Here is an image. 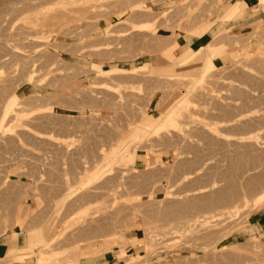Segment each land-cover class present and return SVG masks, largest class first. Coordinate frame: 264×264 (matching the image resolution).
I'll use <instances>...</instances> for the list:
<instances>
[{
    "label": "rangeland",
    "instance_id": "rangeland-1",
    "mask_svg": "<svg viewBox=\"0 0 264 264\" xmlns=\"http://www.w3.org/2000/svg\"><path fill=\"white\" fill-rule=\"evenodd\" d=\"M243 1L0 0V264H264Z\"/></svg>",
    "mask_w": 264,
    "mask_h": 264
},
{
    "label": "crops",
    "instance_id": "crops-1",
    "mask_svg": "<svg viewBox=\"0 0 264 264\" xmlns=\"http://www.w3.org/2000/svg\"><path fill=\"white\" fill-rule=\"evenodd\" d=\"M243 2H245L247 5H248V7L247 8H253V7H255L256 6V2H254V1H249V0H244ZM201 39H203V38H201ZM261 222H259L258 224H257V227H259V228H254V229H256V230H254V231H257V234H259L260 235V237H264V223L261 225L260 224ZM5 247H6V243L4 242V241H1L0 242V255H3V253H4V251H5ZM13 251V250H12Z\"/></svg>",
    "mask_w": 264,
    "mask_h": 264
},
{
    "label": "bare ground",
    "instance_id": "bare-ground-1",
    "mask_svg": "<svg viewBox=\"0 0 264 264\" xmlns=\"http://www.w3.org/2000/svg\"><path fill=\"white\" fill-rule=\"evenodd\" d=\"M5 1H6V0H5ZM22 1H23V0H22ZM261 1L264 3V0H261ZM9 2H10V1H9ZM24 2H27V1H24ZM223 2H224V1H223ZM223 2L221 1V3H223ZM4 3H5V2H4ZM15 3H16V2H15ZM18 3H19V2H18ZM221 3H220V4H221ZM9 4H10V3H9ZM9 4H8V5H9ZM12 4H13V3H12ZM12 4H11V6H12ZM20 4H21V2H20ZM20 4H19L18 6H20ZM220 4H219V5H220ZM5 5H6V4H5ZM6 6H7V5H6ZM16 6H17V5H16ZM28 6H29V5H28ZM3 7H4V6H3ZM7 8H8V7H7ZM17 8H18V7H17ZM17 8H16V10H17ZM27 8H28V7H27ZM16 10L13 9V11H16ZM12 14H13V13H12ZM23 25L26 26V23L23 24ZM30 25H33V24H30ZM25 26H24V27H25ZM36 26H37V25H36ZM28 27H29V26H28ZM32 27H33V26H32ZM34 27H35V26H34ZM37 27H38V26H37ZM37 27H36V28H37ZM26 28H27V27H25V29H26ZM30 29H32V28H30ZM38 29H41V28H38ZM38 29H37V30H38ZM150 29H151V28H150ZM37 30H35V31H37ZM33 31H34V29H33ZM30 79H31V78H30ZM27 83H28V82H27ZM24 100H25V99H24ZM24 100H23V101H24ZM20 104H22V103H20ZM23 105H24V103H23ZM4 107H5V106H4ZM3 109H4V108H3ZM15 109H16V108H15ZM23 109H24V108H23ZM20 110H21V109H20ZM15 111H16V110H15ZM21 111H23V110H21ZM17 112H19V111H17ZM23 112H24V111H23ZM15 113H16V112H15ZM19 113H20V112H19ZM2 114H3V113H2ZM191 114H192V113H191ZM17 115H18V114H16V116H17ZM16 116H13V118L11 117L12 120H11V118H10V120H11V121H14V120H15L14 117L17 118ZM188 118H189V117H188ZM15 122L17 123L18 121H15ZM22 123H23V122H22ZM20 125H21V123H20ZM14 127H15V126H14ZM18 128H19V127H18ZM14 129H15V128H14ZM2 137H3V136H2ZM119 156H120V155H119ZM119 158H120V157H119ZM68 223H69V222H68ZM193 226H194V225H193ZM66 227H67V225H66ZM57 229H58V228H57ZM58 240H59V238H58ZM38 245H39V244H38ZM44 260H45V259H44ZM44 260L42 259V261H44ZM42 261H41V262H42Z\"/></svg>",
    "mask_w": 264,
    "mask_h": 264
}]
</instances>
